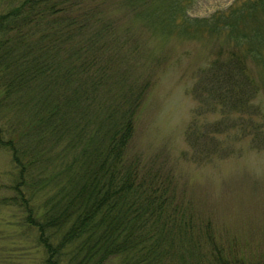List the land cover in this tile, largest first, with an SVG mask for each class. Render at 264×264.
Listing matches in <instances>:
<instances>
[{"label":"trees","instance_id":"trees-1","mask_svg":"<svg viewBox=\"0 0 264 264\" xmlns=\"http://www.w3.org/2000/svg\"><path fill=\"white\" fill-rule=\"evenodd\" d=\"M64 2L0 0V148L15 170L0 204L19 210L43 263L257 264L216 238L170 173L125 155L143 93L120 87L123 75L113 68L125 66V41L95 7L71 13ZM191 2L124 0L153 31L226 34L194 87L226 118L249 114L257 134L245 59L264 66V0L193 18L184 13Z\"/></svg>","mask_w":264,"mask_h":264},{"label":"rangeland","instance_id":"rangeland-1","mask_svg":"<svg viewBox=\"0 0 264 264\" xmlns=\"http://www.w3.org/2000/svg\"><path fill=\"white\" fill-rule=\"evenodd\" d=\"M66 1L71 13L87 4L109 16L125 41L119 51L125 66H113L116 76L123 75L119 85L143 88L125 155H137L147 167L170 173L178 194L193 203L199 217L210 220L226 248L236 257L264 264V66L250 55L245 59L252 90L244 94L254 91L247 102L259 112L253 108L252 119L260 126L256 134L246 125L249 114L226 118L211 107L212 96L194 87L197 72L209 67L217 45L227 41L225 33H159L124 0ZM234 1L242 0H192L184 13L204 17ZM14 175L10 151L0 148V197L11 193ZM42 258L19 210L0 204V264H44Z\"/></svg>","mask_w":264,"mask_h":264}]
</instances>
